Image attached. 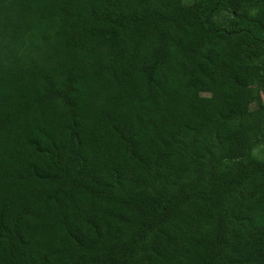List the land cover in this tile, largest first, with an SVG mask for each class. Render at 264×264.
Instances as JSON below:
<instances>
[{"label":"trees","instance_id":"obj_1","mask_svg":"<svg viewBox=\"0 0 264 264\" xmlns=\"http://www.w3.org/2000/svg\"><path fill=\"white\" fill-rule=\"evenodd\" d=\"M260 145L264 0H0V264H264Z\"/></svg>","mask_w":264,"mask_h":264},{"label":"rangeland","instance_id":"obj_2","mask_svg":"<svg viewBox=\"0 0 264 264\" xmlns=\"http://www.w3.org/2000/svg\"><path fill=\"white\" fill-rule=\"evenodd\" d=\"M194 0H183V2L185 3H190ZM227 17V15L225 13H222V15L220 16V19L223 20ZM250 91H246L245 93H248ZM256 106V102H252L251 104V107L254 108ZM263 151H264V145H260L258 147H256L254 150H253V153L257 156H261L263 154Z\"/></svg>","mask_w":264,"mask_h":264}]
</instances>
